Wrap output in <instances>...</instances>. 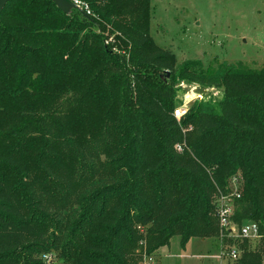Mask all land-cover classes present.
Masks as SVG:
<instances>
[{"label":"trees","instance_id":"trees-1","mask_svg":"<svg viewBox=\"0 0 264 264\" xmlns=\"http://www.w3.org/2000/svg\"><path fill=\"white\" fill-rule=\"evenodd\" d=\"M82 1L89 14L53 0L0 13V264H52V251L60 264H142L175 235L215 237V198L234 177L232 219L260 232L234 264H263L264 65L178 69L150 34V0ZM176 70L223 97L178 120Z\"/></svg>","mask_w":264,"mask_h":264},{"label":"rangeland","instance_id":"rangeland-1","mask_svg":"<svg viewBox=\"0 0 264 264\" xmlns=\"http://www.w3.org/2000/svg\"><path fill=\"white\" fill-rule=\"evenodd\" d=\"M150 8V34L156 44L173 51L178 69L185 62H200L204 68L240 63L251 68L264 65V0H150ZM96 27L98 33L109 35L107 25ZM198 71V67L188 68L192 75L199 74ZM174 77V107L185 104L189 108L203 102L217 104L225 92L222 85L188 79L177 70ZM186 129H192L191 124L183 131ZM215 223L218 226L216 220ZM218 227L215 237H192L185 246L181 245L180 236L175 235L168 245L150 255L151 261L144 255L140 263L234 264L237 259H231L226 251L228 246L234 247L240 257L244 239L237 237V233L223 235ZM143 230L146 233L147 228ZM247 241L252 249L260 245V238ZM49 254L52 264L61 263L56 252ZM134 257L139 258V254Z\"/></svg>","mask_w":264,"mask_h":264},{"label":"built area","instance_id":"built-area-1","mask_svg":"<svg viewBox=\"0 0 264 264\" xmlns=\"http://www.w3.org/2000/svg\"><path fill=\"white\" fill-rule=\"evenodd\" d=\"M73 3L84 13L89 14L90 9L88 5L82 1V0H72ZM189 108L185 104L177 105L174 110L173 114L174 116L179 120L181 117H183L187 112ZM239 179L238 177H234L231 181L232 189L233 191L229 195H223L220 194L216 196L215 198V216L217 218L218 225L223 231L227 232L226 235L234 236L236 234L237 237L240 239H251V238H259L260 232H259V225L255 221H247L243 223L240 227H237L236 222L232 219V216L235 212V207L233 205V197H240V192L238 191L239 188ZM237 228V229H236ZM222 235V236H223ZM221 250L224 249V245H220ZM225 252V251H223ZM227 255L231 259H237L239 257V252L234 247L228 246ZM150 261L152 260V257H147ZM44 260L47 261V263L51 260L50 254L44 255Z\"/></svg>","mask_w":264,"mask_h":264},{"label":"water","instance_id":"water-1","mask_svg":"<svg viewBox=\"0 0 264 264\" xmlns=\"http://www.w3.org/2000/svg\"><path fill=\"white\" fill-rule=\"evenodd\" d=\"M10 0H0V13L5 8V6L8 4ZM57 8L64 12V13H70L72 9H78V7L73 3L72 0H53Z\"/></svg>","mask_w":264,"mask_h":264}]
</instances>
